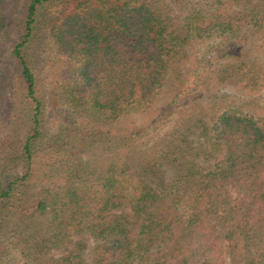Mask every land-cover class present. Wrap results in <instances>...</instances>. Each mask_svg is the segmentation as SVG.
I'll return each instance as SVG.
<instances>
[{
    "label": "trees",
    "instance_id": "16d2710c",
    "mask_svg": "<svg viewBox=\"0 0 264 264\" xmlns=\"http://www.w3.org/2000/svg\"><path fill=\"white\" fill-rule=\"evenodd\" d=\"M58 4L44 93L30 50ZM212 38L225 64L189 86L185 62ZM254 52L264 55V0H0V215L14 250L30 261L48 216L55 244L79 239L34 264H264ZM228 82L252 95L221 96ZM214 87L212 108H196L192 93ZM166 88L174 98L147 126L127 122Z\"/></svg>",
    "mask_w": 264,
    "mask_h": 264
},
{
    "label": "rangeland",
    "instance_id": "374dc122",
    "mask_svg": "<svg viewBox=\"0 0 264 264\" xmlns=\"http://www.w3.org/2000/svg\"><path fill=\"white\" fill-rule=\"evenodd\" d=\"M65 11V5H55L50 6L48 8H45L42 11V17L40 20V24L38 27V31L36 33L35 40L32 44V48L30 50L31 54L33 55V62L34 66L37 70L39 79L41 81V85L43 88V92L47 93L48 90V80H47V73H48V60L49 57L53 55V47L49 44L47 39V25L54 21L55 18H57L58 13H61ZM219 41L215 38L199 42L195 44V46L192 48L191 55L188 57V59L185 62V69H183V77L187 78V84L189 86H193V82H195L196 79L203 76L206 72V70H209L211 65L210 62H214V66L217 68H222L225 64V61L223 58H220L217 53ZM255 42H249L247 47L252 50L255 49L256 45ZM258 61L264 62V55L259 52L253 53ZM222 87V88H221ZM220 87V94L221 96H224L225 98H232L234 95H240L241 93H246V95H252L250 93L251 91H248L247 89L240 88L238 89V86L233 83H227ZM219 87H214L210 91H206L205 89L198 90L193 92L192 96H199V99L197 100L195 107L198 109H205L206 111H209L215 100V96L218 95L216 90ZM254 94V93H253ZM245 95V96H246ZM174 94L173 91H171L170 88H166L161 95L158 96L156 99L153 108L150 110H134L131 114H129L127 117V122L135 121V123L139 126H147L151 120L155 117L157 113V109L160 108L162 105H164L166 102H169L173 100ZM54 105V103H53ZM48 112V118L50 114L56 115L53 113L54 110H49ZM61 117V116H58ZM7 216V215H6ZM1 214L0 215V264H34V256L40 257H48L50 255L59 256L63 249H72L76 245V241L79 239L78 237H72L70 240L65 241L64 243H57L55 244L50 237L49 231V218L48 216H42L38 220V228L37 233H35V236L32 237L29 240V244L26 246L30 248V251L33 252V256L30 258V261H26V257L22 256L19 252L17 253L14 250L13 245V238L10 236L6 237V235L3 233L4 227L7 224L8 217ZM28 222H31V220L28 219ZM30 225V224H29ZM61 244V245H59ZM89 247L87 246L85 248V255L87 254L90 247L93 245L92 242H88ZM38 253V254H37ZM40 260V259H39ZM40 264V261L39 263Z\"/></svg>",
    "mask_w": 264,
    "mask_h": 264
}]
</instances>
